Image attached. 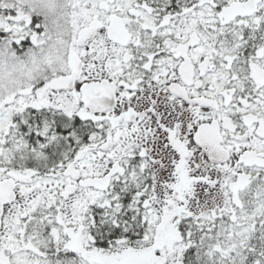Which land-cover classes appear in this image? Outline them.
I'll return each mask as SVG.
<instances>
[{"label": "snow or ice", "instance_id": "obj_1", "mask_svg": "<svg viewBox=\"0 0 264 264\" xmlns=\"http://www.w3.org/2000/svg\"><path fill=\"white\" fill-rule=\"evenodd\" d=\"M0 264H264V0H0Z\"/></svg>", "mask_w": 264, "mask_h": 264}]
</instances>
